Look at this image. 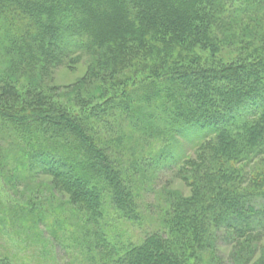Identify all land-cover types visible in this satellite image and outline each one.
I'll return each mask as SVG.
<instances>
[{
    "label": "trees",
    "instance_id": "obj_1",
    "mask_svg": "<svg viewBox=\"0 0 264 264\" xmlns=\"http://www.w3.org/2000/svg\"><path fill=\"white\" fill-rule=\"evenodd\" d=\"M86 53L99 98L70 111L51 100L53 74ZM0 98V143L21 138L0 156L49 171L85 227L102 224L106 194L140 221L135 174L177 163L190 194L170 191L160 227L111 244L105 264H264V0H0ZM193 134V155L131 146Z\"/></svg>",
    "mask_w": 264,
    "mask_h": 264
},
{
    "label": "rangeland",
    "instance_id": "obj_2",
    "mask_svg": "<svg viewBox=\"0 0 264 264\" xmlns=\"http://www.w3.org/2000/svg\"><path fill=\"white\" fill-rule=\"evenodd\" d=\"M77 58L76 55L72 56L67 60L68 64L54 72L53 84L59 88L54 94H50L52 96L49 95L55 104L70 111H80V101L85 100L84 96H89L93 104L99 98L94 91L96 84L87 77L94 57L86 53L81 59ZM85 77L87 81L84 82L82 80ZM112 121L115 124V119ZM129 130L127 128V132ZM14 134L12 131L8 136H13L3 138L2 144L0 143L2 149L13 147L8 141L11 137L14 142L21 139L19 135L14 137ZM186 137L177 136L172 145L168 141L156 139L144 146L138 141H132L131 146L136 151V157H142L145 153L149 161L160 159V154L167 150L168 155H165L169 157L171 152L174 154L173 148L176 151L179 149L178 145L193 155L194 147L201 139L194 134ZM177 141L178 145L173 147ZM134 158L132 155L123 157L126 167L131 166ZM20 162L19 158L8 152L0 156V258L7 257L12 264H105V260L110 258L108 254L111 252V244H137L147 233L160 227L164 211L168 208L166 200L170 191L190 194L189 186L175 176L177 163H169L165 156L155 165V173L150 171L147 176L135 174V181L139 183L135 182L134 186L141 189L140 221L124 217L111 205L106 194L109 206L102 224L98 227H85L83 213L71 204L70 196L57 190L53 175L47 173L49 171L33 175L18 171ZM32 218L38 221H32ZM89 229L91 233L103 232L108 240L107 252L106 248L105 251L102 248H90L95 236L87 234Z\"/></svg>",
    "mask_w": 264,
    "mask_h": 264
}]
</instances>
